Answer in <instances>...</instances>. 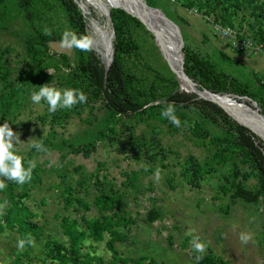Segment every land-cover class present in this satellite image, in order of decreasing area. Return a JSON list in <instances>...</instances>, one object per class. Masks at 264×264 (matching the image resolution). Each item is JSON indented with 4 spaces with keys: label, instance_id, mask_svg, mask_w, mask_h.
<instances>
[{
    "label": "rangeland",
    "instance_id": "rangeland-1",
    "mask_svg": "<svg viewBox=\"0 0 264 264\" xmlns=\"http://www.w3.org/2000/svg\"><path fill=\"white\" fill-rule=\"evenodd\" d=\"M74 1L86 22V35L93 39L90 50L104 64L100 54L105 40L110 38L112 44L113 30L109 11L115 7L109 5L110 0ZM135 1L145 5L142 0ZM172 1L164 0L167 8H159L177 23L183 45L237 82L250 86L258 82L264 85V54L240 61V54L233 52L226 39L214 36L212 26L200 13L189 12L179 6H175L173 12L170 9ZM123 10H130L126 12L131 14L135 11L139 20L156 33V27L137 10ZM247 12L248 9L245 12L239 10L231 21L235 28H241L238 30L240 37L251 39L246 25L249 20ZM150 13L157 18L156 12L150 10ZM177 15L187 23L178 20ZM39 16L46 30H68L64 12L59 8L41 12ZM252 21L255 24L256 21ZM17 32L25 33L27 27L22 18L16 15L14 7L8 4L0 11V66L3 69L7 67L11 77L21 69L24 60V47ZM160 46L165 59L157 46L161 59L148 50L143 54V59L136 63L139 65V79L149 80L146 64L163 74L165 63L176 73L173 50L162 39L159 40ZM51 54L55 57L60 54L71 57L73 50L60 47V43H53ZM110 57L111 62L112 51ZM54 82H62V79H55ZM177 83L179 90L186 92L180 89L184 86L180 79ZM24 101L17 109H13V115L17 114L15 119L8 116L0 122L3 124L5 120L8 121L12 130L20 134V142L14 147L16 154L23 158L30 151L31 145L40 141L36 139L38 128L31 124L35 123L38 114H44L45 109L41 104H28ZM101 112V102L88 101L80 115L71 116L67 126L55 128L58 137L71 140L73 136H80L87 121L99 118ZM170 124V121H163L155 113L124 120L123 127L119 124L117 130L122 132L120 136L124 145V148H118L125 153H119L115 146L109 147L107 142H97L95 148H90L87 154H73L68 148L57 145L54 148L32 150L30 161L40 167L39 180L17 184L15 192L20 193L23 186L27 189V197L21 196L20 200L31 212L30 221L39 226L40 235H31L24 246L19 248L17 244L21 238L16 228H4L0 233V264H14L17 260L20 264H57V261L51 259L44 244L46 241H56L66 246L67 237L60 227L61 218L74 220L81 231L85 230L86 221L100 217L92 203L94 195L106 193L117 201L116 206L107 214L122 213L129 222L117 228L125 237H114L113 247L117 252V260H113L106 247L111 235L103 232L102 241L97 242L87 232L79 253L99 258V264H196L195 255L198 252L190 244L193 236L199 237L206 244L203 252L205 255L225 258L229 264H264V206L241 200L231 202L226 189L232 180L229 172L233 162L214 161V154L220 149L218 145L210 143V139L202 140L192 135L191 129L184 125L175 128L170 127ZM46 132L45 128L43 134ZM53 143L59 144V139H54ZM135 144L143 145L141 152L134 151ZM149 149L156 153L152 159L145 155ZM61 155L64 158L61 159ZM196 164L203 165L202 172L188 181L182 172L184 168ZM238 166L240 178L246 172V167L240 162ZM57 174L64 175V178H59ZM65 185L71 187L75 198L84 200L88 210L78 204L74 205L76 209L65 205L60 194ZM255 185L256 180L253 178L245 182L247 188H255ZM8 207L0 190V217ZM150 211L157 213V218L151 222L148 221ZM242 235L249 239L242 241Z\"/></svg>",
    "mask_w": 264,
    "mask_h": 264
},
{
    "label": "trees",
    "instance_id": "trees-1",
    "mask_svg": "<svg viewBox=\"0 0 264 264\" xmlns=\"http://www.w3.org/2000/svg\"><path fill=\"white\" fill-rule=\"evenodd\" d=\"M144 1L152 8L160 6L167 8L164 0ZM8 4L13 6L16 15L22 18L27 32L20 34L17 32L24 47V60L21 69L11 77L6 70L7 67L3 69L0 66V122L8 116L15 119L17 114L13 115V109H17L23 100L28 104H33L30 99L31 92L38 90L45 83L61 90L65 88L79 89L86 94L85 103H77L71 108L61 109L58 107L52 113L48 111L47 103L41 101L40 104L45 108L44 114H38L35 117V123L31 124L38 128L36 139L40 141L34 144L40 145V148L37 149L32 147L33 144L31 145L30 151L23 158L25 167L30 161L32 150L54 148L55 145L66 147L73 154L80 152L87 154L90 148H95L97 142H107L109 147L115 146L120 151L119 153H125L118 148V146L124 148V145L120 136L122 132L121 130L118 132L117 126L122 125L126 119L153 115L154 113L163 121H169L161 113L171 104L174 114L180 120V125L190 128L192 135L201 137L202 140L210 139V143L219 146L220 149L214 154V161L218 163L233 162L231 172H229L232 180L229 188L226 189L228 190L226 195L230 194L229 200L234 203L241 200L244 203L264 206L263 142L248 129L237 124L215 103L200 99L195 93L180 91L175 74L164 61L165 71L163 74H159L149 64H146L147 79L149 80L138 78L140 76L138 74L139 65L136 63L143 59V54L149 50V52H153V55L155 53L159 57L160 55L154 45L153 35L138 20L139 16L135 11L132 10L133 14L129 13L134 17L116 7L109 11L113 30L112 60L106 68L101 59L91 50L82 51L73 47L71 57L63 54L55 57L51 54V44L60 43L65 30L63 32L45 31L46 28H44L39 15L41 12H51L53 9L59 8L64 12L68 30L73 31L77 37L86 35V22L74 0H0V11ZM175 6L189 12L200 13L201 17L211 26L219 25L235 29L239 39H244L239 36L238 30L241 28H235L231 18L236 16L239 10L245 12L248 9L249 20L246 21V25L250 32L249 35H251L250 38L256 43L262 44L264 50V0H173L172 8H170L173 12ZM162 8L159 9L162 10ZM165 15L167 16V14ZM176 17L187 23L181 16L177 15ZM250 19H254L255 24ZM173 22L177 25L175 21ZM160 48L163 52L161 46ZM182 54L184 73L198 89L204 88L219 95L233 94L249 97L257 103L260 113L264 115V85L260 82L253 86L237 82L224 72L217 70L210 61L200 54L190 51L186 45H183ZM59 78L62 79V82L55 83L54 80ZM181 88L190 92L185 86H181ZM88 101L101 102V116L88 120L86 128L81 131L80 136H73L71 140L62 137L60 139L55 128L67 126L71 116L80 115ZM170 127H175V125L170 124ZM45 128L47 132L44 135ZM124 128H126V124ZM57 138L59 144L53 143V140ZM142 148L143 145L135 144L134 151L141 152ZM155 154L153 149L145 151L148 159L154 158ZM62 158L64 155H61ZM237 159L246 167V172L240 178L237 171L239 167ZM202 166L196 164V166L184 168L182 176L188 181L192 177H198L202 172ZM39 170L40 167L35 164L31 172V182L39 180ZM57 176L64 178V175L61 174H57ZM250 178L256 180L255 188L245 186V182ZM0 180H4V178L0 177ZM4 182L6 186L1 191L9 207L3 211L0 217V233L4 228H16L21 240L26 243L31 235H40L39 226L30 221L32 214L20 200L21 196L27 197L26 192L28 191L23 186L21 192L17 193L15 192L17 185L15 182ZM60 194L63 196L66 206L76 209L74 205L78 204L88 210V205L82 198L74 197L69 185H65ZM92 203L97 208L100 217L86 221L85 230L81 231L76 221L61 218L60 227L67 237L66 246L56 241L45 242L48 254L53 261L58 262L57 264H99V258L79 253L87 232L97 242L102 241L103 232L111 235L106 247L112 254L113 260H117V252L113 247L114 237L116 239L119 236L125 237L117 228L126 226L129 220L125 219L122 213L107 214L117 204L115 198H111L108 193L94 195ZM148 215L150 216L148 217L149 222L157 218V213L154 211H150ZM195 261L196 264H229L228 261L219 257L215 258L204 253L196 254ZM14 264L20 263L17 260Z\"/></svg>",
    "mask_w": 264,
    "mask_h": 264
},
{
    "label": "clouds",
    "instance_id": "clouds-1",
    "mask_svg": "<svg viewBox=\"0 0 264 264\" xmlns=\"http://www.w3.org/2000/svg\"><path fill=\"white\" fill-rule=\"evenodd\" d=\"M92 45L93 39L90 36L81 35L77 37L71 30L64 31L60 39V47L62 48L71 49L75 47L82 51H88ZM30 99L33 104H40L42 100L45 101L48 105V111L52 113L58 107L61 109L71 108L77 103H85L86 94L79 89L65 88L61 90L45 83L38 90L31 92ZM161 115L166 117L173 125L179 127L180 120L174 114L171 104L162 111ZM19 135L18 132L12 130L8 121L5 120L3 124H0V177L4 178V180L0 181V190L6 186L4 181H13L19 185L31 180V172L35 167V163L28 161L27 167H25L23 157L16 154L14 145L20 142ZM32 147L39 149L40 145L33 144ZM248 239L249 237L246 235L241 236V240L244 242ZM24 243L23 240H20L17 247L22 248ZM190 244L198 253H203L206 248V244L196 236L192 237Z\"/></svg>",
    "mask_w": 264,
    "mask_h": 264
},
{
    "label": "bare ground",
    "instance_id": "bare-ground-1",
    "mask_svg": "<svg viewBox=\"0 0 264 264\" xmlns=\"http://www.w3.org/2000/svg\"><path fill=\"white\" fill-rule=\"evenodd\" d=\"M109 5L111 7H116V8H122V9L131 8V9L137 10L142 16L146 17L147 20L156 27L158 32H161L160 27H158L160 23L159 21H157L158 19L152 16L151 13L149 14L150 10L145 5L141 4L140 2L135 1V0H129V1L110 0ZM102 47H103V51L101 52L100 55H102V58L104 60V65L107 68L108 65L110 64V58H111L110 56H111V51H112L110 38H108L107 40H105V42H103ZM174 56L176 60V73L180 75V65H179L178 57L175 55V53H174ZM179 79L181 82L184 83V84L183 83L181 84H183L190 92H193L194 90L193 86H191L181 76H179ZM201 95L207 98H211L212 100L219 103V105L232 118L239 121L243 125L249 127L250 131H252L264 143V125L261 122V120L257 117L255 113V107L249 105L244 100H238V99L228 97V96H222V95L209 96L207 93H202Z\"/></svg>",
    "mask_w": 264,
    "mask_h": 264
},
{
    "label": "water",
    "instance_id": "water-1",
    "mask_svg": "<svg viewBox=\"0 0 264 264\" xmlns=\"http://www.w3.org/2000/svg\"><path fill=\"white\" fill-rule=\"evenodd\" d=\"M142 2L145 4V6L151 10L156 12L157 14V21H159V26L161 29V32L156 31L153 32L151 29H148L139 19V21L142 23V25L146 28L147 31H149L153 37H154V42L155 45L158 47V50L160 52V54L162 55V57L165 59L161 48L159 47V39H162V42H164L166 44V46H169L170 49L173 50V52L175 53V55L178 57V61H179V65H180V75L175 73L171 68V71L175 74L177 82H179V76H181L182 78H184L191 86H193L194 90L191 93H195L197 95L198 98L210 101L212 103H215L216 105H218L231 119H233L237 124L245 127L246 129H248L250 131V128L243 125L242 123H240L239 121L235 120L234 118H232L220 105L219 103H217L216 101L212 100L211 98H207L202 96V93H207L209 96H219V94H214L211 93L210 91L201 88L198 89L195 85V83L192 82L191 79H189L183 70V64H184V58H183V54H182V48H183V40L181 38V34L179 31V27L172 21L170 20L159 8H152L149 7L144 0H142ZM123 10V9H122ZM124 12H126L125 10H123ZM127 13V12H126ZM129 14V13H127ZM131 15V14H129ZM132 16V15H131ZM134 17V16H132ZM136 18V17H135ZM137 19V18H136ZM109 66V65H108ZM170 67V66H169ZM108 68V67H107ZM182 89V88H180ZM187 92V91H186ZM222 96H228V97H232L238 100H244L246 101L249 105L255 107V113L257 115V117L261 120V122L264 125V115L260 113L259 107L257 105V103L255 101H253L251 98L246 97V96H238V95H233V94H223ZM251 133H253L252 131H250ZM254 134V133H253ZM255 135V134H254ZM256 136V135H255Z\"/></svg>",
    "mask_w": 264,
    "mask_h": 264
},
{
    "label": "built area",
    "instance_id": "built-area-1",
    "mask_svg": "<svg viewBox=\"0 0 264 264\" xmlns=\"http://www.w3.org/2000/svg\"><path fill=\"white\" fill-rule=\"evenodd\" d=\"M212 31L214 36L226 39L231 49L236 53L246 54L250 56H258L264 54L263 45L258 44L252 39H239L236 33L229 27L213 25Z\"/></svg>",
    "mask_w": 264,
    "mask_h": 264
},
{
    "label": "crops",
    "instance_id": "crops-1",
    "mask_svg": "<svg viewBox=\"0 0 264 264\" xmlns=\"http://www.w3.org/2000/svg\"><path fill=\"white\" fill-rule=\"evenodd\" d=\"M234 52V51H233ZM229 53H232V52H229ZM235 54H237L236 52H234ZM233 53V54H234ZM238 54H240V61L242 60V61H245V60H247V59H249V58H251V57H256V56H250V55H246V54H241V53H238ZM239 56V55H238ZM221 259H223V260H225V261H227L225 258H222V257H220ZM229 262V261H228Z\"/></svg>",
    "mask_w": 264,
    "mask_h": 264
}]
</instances>
